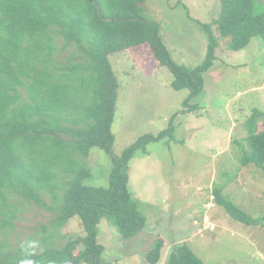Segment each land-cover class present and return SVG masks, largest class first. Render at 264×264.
<instances>
[{
	"label": "trees",
	"instance_id": "16d2710c",
	"mask_svg": "<svg viewBox=\"0 0 264 264\" xmlns=\"http://www.w3.org/2000/svg\"><path fill=\"white\" fill-rule=\"evenodd\" d=\"M148 1L0 0V264H110L98 243L101 221L109 218L123 240L146 227L128 187L129 164L136 151L173 138L175 129L144 136L114 156L120 84L109 57L148 45L159 65L172 72L174 89L189 91L183 103L187 112L195 109L190 102L204 91L215 61L212 43L201 65H177L159 25L140 16ZM215 25L231 39L233 51L245 49L255 37L264 40V0H221ZM204 27L210 32L211 26ZM65 54L69 57L62 63L59 57ZM245 129L241 164L264 172V112L254 110ZM93 147L112 156L107 188L84 183L91 175L84 162ZM47 193L55 204H46ZM217 197L232 218L258 223L220 192ZM25 204L55 215L50 227L26 239L42 247L40 253L11 242ZM75 217L84 228L82 238L62 234ZM62 239L67 241L59 246ZM163 247L158 240L147 255L149 264L160 262ZM168 264L204 263L181 245L173 248Z\"/></svg>",
	"mask_w": 264,
	"mask_h": 264
},
{
	"label": "rangeland",
	"instance_id": "374dc122",
	"mask_svg": "<svg viewBox=\"0 0 264 264\" xmlns=\"http://www.w3.org/2000/svg\"><path fill=\"white\" fill-rule=\"evenodd\" d=\"M220 14L221 0H149L141 7V18L159 25L177 65H201L215 43L214 66L205 75L204 91L191 100V112L183 104L189 91L174 89L172 72L159 65L148 45L109 57L120 84L112 125L114 156L144 136L175 129L173 138L136 151L129 164L128 187L147 219L144 230L123 240L109 218L100 223L98 243L110 264H149L147 255L158 240L164 243L158 264H168L173 248L181 245L204 264H264V172L241 164L247 150L245 123L254 110L264 112V40L255 37L245 49L231 50V39L215 25ZM204 26H211L210 32ZM84 165L91 174L86 185L109 186V153L93 147ZM217 192L258 223L232 218ZM45 202L55 204L49 193ZM23 209L11 242L40 253L43 248L26 239L50 227L55 215L37 206L25 204ZM62 234L84 237L79 218Z\"/></svg>",
	"mask_w": 264,
	"mask_h": 264
},
{
	"label": "built area",
	"instance_id": "2783aa9c",
	"mask_svg": "<svg viewBox=\"0 0 264 264\" xmlns=\"http://www.w3.org/2000/svg\"><path fill=\"white\" fill-rule=\"evenodd\" d=\"M207 207H208V208H212V207H214V205L208 204Z\"/></svg>",
	"mask_w": 264,
	"mask_h": 264
}]
</instances>
